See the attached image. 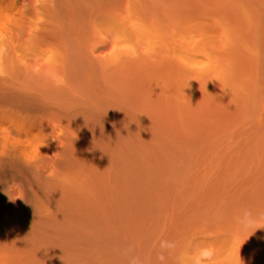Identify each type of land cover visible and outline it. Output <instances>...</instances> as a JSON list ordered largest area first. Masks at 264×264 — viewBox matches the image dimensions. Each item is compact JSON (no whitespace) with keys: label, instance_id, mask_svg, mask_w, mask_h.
<instances>
[{"label":"water","instance_id":"water-1","mask_svg":"<svg viewBox=\"0 0 264 264\" xmlns=\"http://www.w3.org/2000/svg\"><path fill=\"white\" fill-rule=\"evenodd\" d=\"M140 97L94 158L35 183L0 264H264V0H113Z\"/></svg>","mask_w":264,"mask_h":264},{"label":"trees","instance_id":"trees-1","mask_svg":"<svg viewBox=\"0 0 264 264\" xmlns=\"http://www.w3.org/2000/svg\"><path fill=\"white\" fill-rule=\"evenodd\" d=\"M113 0H0L98 12ZM53 25L26 44L0 32V236L37 182L96 157L140 97L134 35Z\"/></svg>","mask_w":264,"mask_h":264},{"label":"rangeland","instance_id":"rangeland-1","mask_svg":"<svg viewBox=\"0 0 264 264\" xmlns=\"http://www.w3.org/2000/svg\"><path fill=\"white\" fill-rule=\"evenodd\" d=\"M101 20L100 13L91 11L21 6L15 3H4L0 7V32L21 44L37 40L45 33V27L77 26L86 33L99 28Z\"/></svg>","mask_w":264,"mask_h":264},{"label":"clouds","instance_id":"clouds-1","mask_svg":"<svg viewBox=\"0 0 264 264\" xmlns=\"http://www.w3.org/2000/svg\"><path fill=\"white\" fill-rule=\"evenodd\" d=\"M213 251L211 249L202 250V254L197 258L196 264H202L204 260L211 259Z\"/></svg>","mask_w":264,"mask_h":264}]
</instances>
